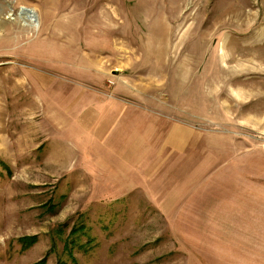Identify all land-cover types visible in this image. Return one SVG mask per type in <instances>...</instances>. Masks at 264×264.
I'll list each match as a JSON object with an SVG mask.
<instances>
[{"label":"rangeland","instance_id":"374dc122","mask_svg":"<svg viewBox=\"0 0 264 264\" xmlns=\"http://www.w3.org/2000/svg\"><path fill=\"white\" fill-rule=\"evenodd\" d=\"M43 1L0 0V264H264V0Z\"/></svg>","mask_w":264,"mask_h":264},{"label":"bare ground","instance_id":"6f19581e","mask_svg":"<svg viewBox=\"0 0 264 264\" xmlns=\"http://www.w3.org/2000/svg\"><path fill=\"white\" fill-rule=\"evenodd\" d=\"M50 1L52 3L53 0H44L43 2L46 3V2H50ZM241 2H242L241 4L243 5V4L248 3V0H244V1L241 0ZM242 5H240L239 8H241ZM21 9H22V11H20V14H21L20 17L27 24L34 25V22L36 21L34 19L35 10L32 8L24 7V6ZM25 76H26L25 82H23V85L20 86L22 92L17 93L16 97L22 95L24 98L30 97V100H28V101L24 100L23 102H17V103L20 105L27 104L31 108H40V107L45 108V107L52 106V102H50L45 96L42 98V95H39L38 98L32 99V96L36 93L35 91H37V89L40 90V88H42V87L53 92V89L55 86H53V80H52L51 76L48 74H44L42 72L36 71V70L35 71L31 70L29 72H26ZM8 77H10V76H8ZM8 80L14 81V79L12 77L9 78ZM5 92H9V89L5 90ZM56 101L57 102H53V103L54 104H56V103L66 104V105H69L72 103V102H60L58 100H56ZM171 139L178 140V138L176 136V132H172Z\"/></svg>","mask_w":264,"mask_h":264},{"label":"trees","instance_id":"16d2710c","mask_svg":"<svg viewBox=\"0 0 264 264\" xmlns=\"http://www.w3.org/2000/svg\"><path fill=\"white\" fill-rule=\"evenodd\" d=\"M21 240H24L23 238H21Z\"/></svg>","mask_w":264,"mask_h":264}]
</instances>
